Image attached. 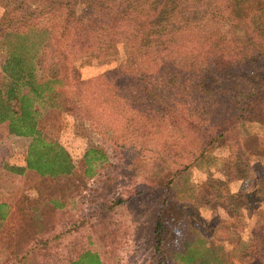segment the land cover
<instances>
[{"label": "trees", "instance_id": "1", "mask_svg": "<svg viewBox=\"0 0 264 264\" xmlns=\"http://www.w3.org/2000/svg\"><path fill=\"white\" fill-rule=\"evenodd\" d=\"M51 2L47 22L37 17L32 25L24 24L15 31L8 23L5 31L0 32L9 46L0 83V128L31 140L26 166L12 168L14 174L26 179L31 174L36 183L51 182L75 176L82 163L83 177L87 180L105 177L103 170L110 162L104 149L89 148L80 163L61 143L62 117L71 113H81L76 116L93 123L109 120L112 115L124 118L128 113L135 114L129 120L131 123L136 118L148 120L146 126L137 123L131 127L144 134L155 120L177 129L181 136L176 133V140L183 142L182 150L191 148L189 159L182 158L181 163L171 167L172 172L163 176H148L156 179L154 185L160 187H170L198 162L212 158L217 161L218 149L240 152L249 132L264 131V0ZM210 13L228 22L235 38L223 35L210 39L204 35L197 24L198 17ZM93 45L112 49L126 45L137 63L157 60L158 77H141L118 67L94 79H83L75 64L85 48ZM48 55L51 70L47 79L41 80L38 63ZM113 102V108L121 110L117 114ZM108 138L112 142L122 138L128 142L127 136L108 135ZM116 146L127 150L123 144ZM260 151L264 152V137ZM234 171V177L241 178L242 167L236 166ZM34 184L32 180V187L22 191L25 198L29 197V201H24L32 203V209H22L23 201L18 206L8 200L0 201V225L6 226L16 216L21 217V227L28 218L32 223L35 216L44 221V191ZM263 193L264 179L259 183L256 191L259 198L254 204L261 203ZM233 196L246 200L243 207L250 205L248 196ZM123 200L118 199L115 205L119 206ZM48 203L61 213L71 204L51 197ZM171 204L172 213H185L178 202ZM254 208L251 209L256 221L240 252L242 261L236 264H264V207ZM166 220H158L155 226L158 252L166 243L169 231ZM185 233L172 257L174 261L178 264L219 261L209 259L224 251L226 242L216 244L202 229L196 235ZM48 239L40 245L32 235L27 253L18 262L32 264V251L41 247L40 251L46 255L39 264L53 263L47 256L54 239L50 242ZM65 264H105V261L99 251L87 248Z\"/></svg>", "mask_w": 264, "mask_h": 264}, {"label": "rangeland", "instance_id": "2", "mask_svg": "<svg viewBox=\"0 0 264 264\" xmlns=\"http://www.w3.org/2000/svg\"><path fill=\"white\" fill-rule=\"evenodd\" d=\"M52 3L51 0H0V32L5 31L8 23L15 31L24 24L32 25L37 17L47 22ZM197 22L202 33L210 39L223 35L233 37L235 32H231L228 22L211 13L202 14ZM236 34L241 33L236 31ZM8 50L4 36L0 37V83ZM49 56H44L45 60L38 63L41 80L47 79L50 73ZM81 56L75 65L87 80L118 67H125L141 77H158L160 72L157 60L137 63L126 45L115 49L93 45L85 48ZM105 87L101 90L105 91ZM113 109L115 114L121 111ZM76 115L82 114L62 117L60 141L80 163L89 148H102L107 152L110 163L103 170L105 177L95 181L83 177L82 163L75 176L51 182L36 183L31 174L28 179L14 174L12 168H24L31 140L10 135L5 127L0 128V201L8 200L17 206L23 201L22 209H32V203H25L28 196L25 198L22 192L25 187L26 190L32 187V180L34 186L37 184L44 191L45 201L43 222L35 216L32 223L28 218L21 227V217L16 216L6 226L0 225V264H29L18 260L27 253L32 235L37 237L40 245L47 238H50L49 242L55 240H52L47 256V260L53 262L49 264H65L78 258L87 248L99 251L105 264H178L172 257L184 240L183 233L196 235L201 229L212 236L216 244L227 243L224 251L209 260L219 259L215 264L240 262L243 244L248 241L249 231L256 221L252 209L264 207V193L261 203L254 204L259 198L256 195L259 183L264 179V152L260 151L264 131L249 132L240 152L218 149L215 152L217 161L212 158L198 162L170 187H160L154 185L156 179L151 180L148 176H163L172 172L171 167H176L183 159L186 161L185 157L189 159L191 148L182 150L183 142L176 140L180 135L177 129L165 127L163 121L155 120L144 134L131 128L133 124L146 126L148 123L146 118H136L131 123L129 120L135 114L128 113L124 118L112 115L109 120L95 123ZM108 135L127 136L128 142L124 138L112 142ZM117 143L125 145L127 150L117 147ZM236 166L242 167L239 179L234 177ZM236 194L248 196L250 205L243 207L246 200H238L233 196ZM50 197L71 204L61 213L49 205ZM120 198L124 199L123 203L116 206L115 202ZM172 202H178L185 213H172ZM160 219H168L169 231L166 243L158 252L155 226ZM40 248L32 251V264H39L44 259L46 254Z\"/></svg>", "mask_w": 264, "mask_h": 264}, {"label": "crops", "instance_id": "3", "mask_svg": "<svg viewBox=\"0 0 264 264\" xmlns=\"http://www.w3.org/2000/svg\"><path fill=\"white\" fill-rule=\"evenodd\" d=\"M30 143H31V141H30ZM30 143H29V145H30ZM25 166H26V163H24L23 167H25Z\"/></svg>", "mask_w": 264, "mask_h": 264}]
</instances>
